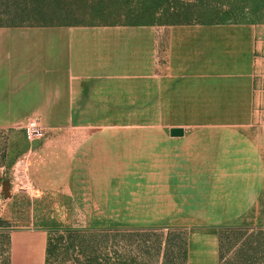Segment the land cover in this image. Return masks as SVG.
Here are the masks:
<instances>
[{
	"label": "crops",
	"instance_id": "obj_1",
	"mask_svg": "<svg viewBox=\"0 0 264 264\" xmlns=\"http://www.w3.org/2000/svg\"><path fill=\"white\" fill-rule=\"evenodd\" d=\"M263 32L253 24L0 27L6 166L17 159L41 192L145 166L157 176L189 174L175 171L176 160L193 150L262 158L253 173L263 175ZM32 124L41 128L39 140L25 133ZM175 128L184 136L172 137ZM209 128L256 131L203 135ZM249 185L242 205L264 207V179ZM160 191L157 197H175L169 186ZM47 245L44 231H15L0 264H46Z\"/></svg>",
	"mask_w": 264,
	"mask_h": 264
},
{
	"label": "rangeland",
	"instance_id": "obj_2",
	"mask_svg": "<svg viewBox=\"0 0 264 264\" xmlns=\"http://www.w3.org/2000/svg\"><path fill=\"white\" fill-rule=\"evenodd\" d=\"M139 24L264 25V0H0V27ZM257 118L264 121V112ZM204 130L247 136L256 128ZM5 154L0 145L2 263L10 234L25 230L47 234L46 264H215L217 252L219 264H264V207L242 205L249 184L264 179L253 173L262 158L193 150L176 160L175 171L189 174L157 176L145 166L127 176L87 174L65 191L41 192L17 159L6 166ZM168 186L173 200L156 196Z\"/></svg>",
	"mask_w": 264,
	"mask_h": 264
},
{
	"label": "built area",
	"instance_id": "obj_3",
	"mask_svg": "<svg viewBox=\"0 0 264 264\" xmlns=\"http://www.w3.org/2000/svg\"><path fill=\"white\" fill-rule=\"evenodd\" d=\"M24 130H25L27 137L31 140H34L37 137L36 132H40L41 128L32 124V125L27 126ZM24 161L25 160H22V162Z\"/></svg>",
	"mask_w": 264,
	"mask_h": 264
},
{
	"label": "water",
	"instance_id": "obj_4",
	"mask_svg": "<svg viewBox=\"0 0 264 264\" xmlns=\"http://www.w3.org/2000/svg\"><path fill=\"white\" fill-rule=\"evenodd\" d=\"M172 137H182L184 136V130L180 128H175L170 131Z\"/></svg>",
	"mask_w": 264,
	"mask_h": 264
},
{
	"label": "trees",
	"instance_id": "obj_5",
	"mask_svg": "<svg viewBox=\"0 0 264 264\" xmlns=\"http://www.w3.org/2000/svg\"><path fill=\"white\" fill-rule=\"evenodd\" d=\"M47 254H48V246H47Z\"/></svg>",
	"mask_w": 264,
	"mask_h": 264
}]
</instances>
